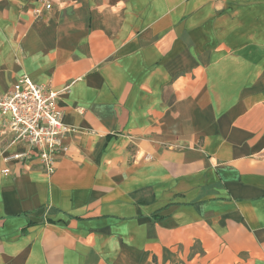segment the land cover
<instances>
[{
    "label": "crops",
    "instance_id": "crops-1",
    "mask_svg": "<svg viewBox=\"0 0 264 264\" xmlns=\"http://www.w3.org/2000/svg\"><path fill=\"white\" fill-rule=\"evenodd\" d=\"M50 2L0 0V94L74 129L0 141V264H264V0Z\"/></svg>",
    "mask_w": 264,
    "mask_h": 264
},
{
    "label": "built area",
    "instance_id": "built-area-1",
    "mask_svg": "<svg viewBox=\"0 0 264 264\" xmlns=\"http://www.w3.org/2000/svg\"><path fill=\"white\" fill-rule=\"evenodd\" d=\"M51 9L50 0H41ZM59 92L29 75L0 94V141L23 146L14 158H37L45 172L56 170V156L66 149L65 140L74 129L64 122L58 105Z\"/></svg>",
    "mask_w": 264,
    "mask_h": 264
}]
</instances>
